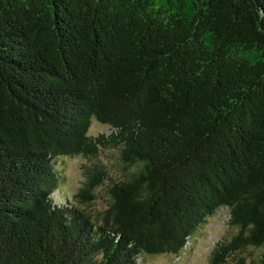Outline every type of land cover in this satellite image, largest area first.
I'll return each mask as SVG.
<instances>
[{
  "label": "trees",
  "instance_id": "obj_1",
  "mask_svg": "<svg viewBox=\"0 0 264 264\" xmlns=\"http://www.w3.org/2000/svg\"><path fill=\"white\" fill-rule=\"evenodd\" d=\"M79 157L82 183L63 194ZM225 208L234 232L208 264H251L264 0H0V264L177 258Z\"/></svg>",
  "mask_w": 264,
  "mask_h": 264
},
{
  "label": "rangeland",
  "instance_id": "obj_2",
  "mask_svg": "<svg viewBox=\"0 0 264 264\" xmlns=\"http://www.w3.org/2000/svg\"><path fill=\"white\" fill-rule=\"evenodd\" d=\"M92 135H110L111 130L97 122L92 126L91 132ZM117 152L114 149L106 150L103 152L101 159L105 162H109L108 164L111 166V170L115 174V170L117 167L113 163V158L116 157ZM90 159L88 158H73L69 159L65 162L64 167V180L63 186L61 187V192L63 194H70L74 190H77L82 183L83 180V167L85 165L90 164ZM117 172V171H116ZM118 175L120 173H117ZM61 196V193H57L55 195V199L57 200L58 196ZM101 195L104 197L103 191H101ZM95 203V207L103 208L105 205V197ZM61 198V197H60ZM228 213L226 208L222 209L220 212L211 219L206 234L199 239L196 238L198 242H192L191 250L183 253L181 257H172V256H150L140 260L141 264H208L210 254H208V250L213 242H218L223 238H229L234 229H232L228 224ZM264 248H252L249 251H246L243 255L247 258V260L253 264V261L259 259L261 254L263 253Z\"/></svg>",
  "mask_w": 264,
  "mask_h": 264
}]
</instances>
